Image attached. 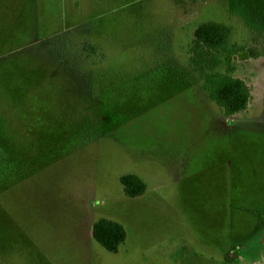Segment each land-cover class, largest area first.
Here are the masks:
<instances>
[{
  "label": "rangeland",
  "instance_id": "obj_1",
  "mask_svg": "<svg viewBox=\"0 0 264 264\" xmlns=\"http://www.w3.org/2000/svg\"><path fill=\"white\" fill-rule=\"evenodd\" d=\"M262 4L0 0V264H264V214L250 193L264 191V175L240 159L264 152ZM209 20L231 29L219 69L251 87L232 139L190 64ZM126 173L144 179V196L126 195ZM85 195L127 239L111 252L90 230L91 256H57Z\"/></svg>",
  "mask_w": 264,
  "mask_h": 264
},
{
  "label": "trees",
  "instance_id": "obj_2",
  "mask_svg": "<svg viewBox=\"0 0 264 264\" xmlns=\"http://www.w3.org/2000/svg\"><path fill=\"white\" fill-rule=\"evenodd\" d=\"M256 14L264 17V12ZM230 32V26L225 22H203L195 29L193 41L189 46L191 66L205 77V91L221 106L227 116L246 111L252 99L251 87L245 79L228 72L223 73L219 69L226 62L227 53L230 51ZM91 48L97 50L96 46L92 45ZM120 180L129 197H136L146 191L147 184L138 174L126 173ZM92 233L94 238L111 252H118L127 239L124 225L107 217L95 221Z\"/></svg>",
  "mask_w": 264,
  "mask_h": 264
},
{
  "label": "crops",
  "instance_id": "obj_3",
  "mask_svg": "<svg viewBox=\"0 0 264 264\" xmlns=\"http://www.w3.org/2000/svg\"><path fill=\"white\" fill-rule=\"evenodd\" d=\"M188 81H189L188 82V88L184 87L182 89V91H184V92L191 91L192 87L195 88L194 86L196 85V82L190 77V75H189ZM185 84H186V82H185ZM236 115H238V114H233V115L227 116V118L232 123L231 126L227 125L228 138L229 139H232L231 133L233 136H235L234 123L238 119L235 120L232 116H236ZM240 119H243V121H249L250 117L249 118L248 117L247 118L240 117ZM226 123H228V122H226ZM187 147H189V149H188L189 155L185 156L188 158L187 161L185 160V163H184L185 165L191 164V163L196 161V158L194 157V154H195L196 149H197L196 143L191 142L189 144V146H188V144H186L185 149H184L185 151L187 150ZM179 154L181 155L180 151H179ZM228 154H229V152H228ZM209 158H207V160ZM227 158H231L233 160V162L236 163L234 156L233 157L225 156V160ZM240 159H241V162L244 164L249 161V164L258 165L259 167L258 168L256 167L255 169H253V172H255V174H263L264 175V152H263V155L261 157H250L249 153H247L245 156H243ZM209 161H211V160H208L207 163ZM217 161H218V159H217ZM231 172L234 176L236 174V169L232 168ZM183 173L189 178H191L194 174L192 172H188L187 169H183ZM228 178H229V175L225 174L224 175V184H226V181L228 180ZM146 192L147 191H145V193L138 195V196H144L146 194ZM250 193L254 197V204L252 205L251 209L257 213L264 214V191L259 192L257 194H255L253 192H250ZM138 196H136V197H138ZM232 196H233V198H232L233 201L236 203V197L234 196V193L232 194ZM83 198H86L85 199V205L83 208L84 214L79 215V217L77 219H75L74 216L68 210L69 215L64 222V226H65V228H67V230H66L67 232H64V236H63V244H65L67 247L63 248V251H61L59 254H57V256H91L93 253L92 251H90V254L88 252L89 243H92L95 240L93 237L90 236L89 233H90V230L92 231L93 225H94L95 221L97 220V217H96L97 211L93 208V206H89L87 204V200L89 198L87 195H85ZM262 226H264V222H262ZM48 256H51V255H48Z\"/></svg>",
  "mask_w": 264,
  "mask_h": 264
}]
</instances>
